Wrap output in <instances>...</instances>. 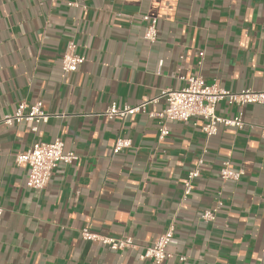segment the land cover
<instances>
[{"label": "crops", "instance_id": "crops-1", "mask_svg": "<svg viewBox=\"0 0 264 264\" xmlns=\"http://www.w3.org/2000/svg\"><path fill=\"white\" fill-rule=\"evenodd\" d=\"M144 14L158 19L153 42ZM71 42L86 60L63 73ZM183 75L263 89L264 0H0V264H264V104L216 105L220 117L242 111L240 130L207 136L201 119H167L159 138L149 112ZM21 101L52 114L37 132L2 122ZM112 102L146 112L108 118ZM55 137L78 159L59 163L45 188L25 186L16 155ZM119 137L131 144L114 154ZM225 160L243 170L238 180L219 177ZM219 203L214 220L200 218ZM170 226L171 257L141 260ZM82 228L138 247L111 250Z\"/></svg>", "mask_w": 264, "mask_h": 264}, {"label": "built area", "instance_id": "built-area-1", "mask_svg": "<svg viewBox=\"0 0 264 264\" xmlns=\"http://www.w3.org/2000/svg\"><path fill=\"white\" fill-rule=\"evenodd\" d=\"M77 5L76 3H70ZM146 21L144 29V38L153 42L157 39V23L158 19L148 14L142 16ZM74 44L71 42L68 50L62 55L61 69L63 73H71L78 66L85 62L83 55L74 53ZM203 52H200L202 55ZM179 79L184 82L179 88L166 87L160 93V97L164 99L165 106L163 110L149 112V115L157 119L159 125V138L165 137L169 133V127L165 125V121L175 120L184 122L192 118L203 120L201 130L207 135L212 136L218 132L221 126H230L236 129L244 126L243 113L239 111L231 117L218 116L216 114V105L221 101H225L228 105L241 106L245 104H264V88L254 90L246 88L238 92L231 91L226 88L218 87L216 83H208L203 75L180 76ZM146 103L135 106L118 107L115 102L110 103L105 109V116L112 118L115 116L125 118L137 112H146ZM52 114L46 112L42 108L41 101L27 106L23 101L17 104L12 114L3 116L2 122L7 125L18 124L24 122L30 131L37 132L39 124L48 122ZM261 136L264 138V126L261 128ZM131 139L116 138L113 144V153L129 148ZM78 159L76 152L66 150L64 144L59 137L49 142L37 141L33 143L26 151L19 152L15 157L17 165L26 164L29 168L28 175L25 180V186L38 190L45 188L50 180L53 171L59 163L70 164ZM198 163L201 164L199 161ZM243 170H233L230 162L223 161L219 170V177L222 180H238ZM199 175V167H195L187 174V180L184 184V195L188 194L191 189V180ZM221 203L216 207L205 209L200 214L205 222L212 221L215 214L220 208ZM3 206H0V218L3 213ZM174 228L170 226L162 234L155 237L150 246L144 248L139 255L141 260H153L156 263H162L170 258L167 247L171 242ZM81 237L84 240L99 241L103 245L108 246L111 250L136 249L138 246L133 239L129 237L116 238L92 233L88 228L81 229Z\"/></svg>", "mask_w": 264, "mask_h": 264}]
</instances>
